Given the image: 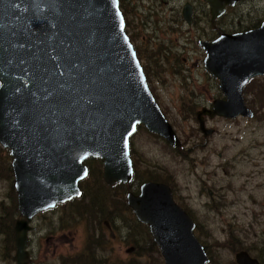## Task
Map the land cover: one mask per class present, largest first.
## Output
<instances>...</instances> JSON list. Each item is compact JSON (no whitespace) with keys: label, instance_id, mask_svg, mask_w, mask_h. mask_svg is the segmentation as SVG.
<instances>
[{"label":"water","instance_id":"95a60500","mask_svg":"<svg viewBox=\"0 0 264 264\" xmlns=\"http://www.w3.org/2000/svg\"><path fill=\"white\" fill-rule=\"evenodd\" d=\"M204 1L212 21L237 2ZM201 45L204 69L223 97L197 112L208 137L214 131L205 128L203 116H254L243 90L264 76V20ZM138 125L181 146L148 87L118 0H0V146L12 159L21 217L14 225L16 264L31 262L28 223L81 196L87 159L102 161L106 185L131 182L130 138ZM126 203L148 228L164 264H209L194 221L169 186L143 183L138 194L127 192ZM235 260L260 264L246 251Z\"/></svg>","mask_w":264,"mask_h":264},{"label":"rangeland","instance_id":"374dc122","mask_svg":"<svg viewBox=\"0 0 264 264\" xmlns=\"http://www.w3.org/2000/svg\"><path fill=\"white\" fill-rule=\"evenodd\" d=\"M229 14L233 23L226 21L223 25L226 32L254 29L251 28L253 24L258 27L264 20V0H245L231 8ZM137 33H145V29H139ZM139 60L148 73L152 94L154 97L156 94L155 99L158 97L159 107L164 110L182 144L177 151L162 138H155L145 129L138 128L131 139L136 181L142 182L148 173L170 179L175 200L186 207L184 209L195 223L197 239L215 262L235 263L236 252L231 250L235 240L230 239V234L235 235L239 244L250 245L249 254L264 259V97L261 87L264 76L252 79L243 90L245 104L254 113L256 108L259 112L252 118L207 119V127L215 133L206 138L203 145L204 138L195 114H187L183 109L190 106L196 113L210 104L220 93L217 81L195 57L186 58L185 66L180 56L175 64L172 62L175 69L170 68L165 58L139 56ZM164 64L163 72L155 69ZM7 162L6 154L0 150V170L7 169ZM6 173L0 172V219L6 212L11 213L9 207H12L10 177L3 176ZM202 188L211 191L213 200L207 198ZM200 191L206 196H201ZM118 198L122 197L119 195ZM67 214L72 215L71 227L63 222ZM114 215L117 218L110 222L111 225H103L104 246L98 248L96 260L102 253L130 264L137 259L132 241L139 240L138 233L132 229L134 224L129 212ZM75 217L73 208L65 204L37 215L30 222L34 228L28 241L32 264H69L71 259L84 252L88 229ZM19 218L15 214L14 223ZM13 227L14 224L12 232ZM6 236L7 228L1 221L0 264H15L14 234L11 240ZM140 245L138 251L143 252L146 246L142 242ZM130 248L132 252L127 253Z\"/></svg>","mask_w":264,"mask_h":264},{"label":"flooded vegetation","instance_id":"af4514ba","mask_svg":"<svg viewBox=\"0 0 264 264\" xmlns=\"http://www.w3.org/2000/svg\"><path fill=\"white\" fill-rule=\"evenodd\" d=\"M244 1L245 0H237L234 6H226L223 14L212 21L210 5L204 0H118L120 11L125 20L127 35L138 57L147 56L153 59H168L170 68L173 69H175L173 63L175 64L176 59L180 56L183 57L182 61L185 66L188 63L186 58L194 57L198 58L200 64H203L205 51L201 44L204 42H212L221 34L229 33L224 30L223 26L226 25V21L233 23V20H231L229 16V10L242 4ZM204 23H206L207 26H205ZM139 29H145V33L139 35V33H137ZM163 67L166 68V64L155 67V69L163 72ZM181 69L182 68H179V70ZM220 93H218V97L214 100L223 98ZM157 101H159L158 97ZM212 102L207 104V106L201 107V109H210ZM200 110L196 111L195 116ZM162 111L164 113V110ZM216 118L224 119L221 117L211 119L208 116H203L205 128L209 129L206 125L207 119L213 120ZM200 133L204 138V145L206 138L210 136L204 137L201 131ZM214 133L212 135H214ZM180 147L178 149H181ZM145 182L148 181H138L135 185L137 191H133V193L137 194L140 186ZM202 189L205 190L208 196L207 198L213 200V195H210L211 191L205 188ZM171 192L174 201L179 205L175 200V189H171ZM205 192L200 191V195H205ZM179 206L183 210L186 209V207H184V209L181 205ZM30 264H32V262Z\"/></svg>","mask_w":264,"mask_h":264},{"label":"trees","instance_id":"16d2710c","mask_svg":"<svg viewBox=\"0 0 264 264\" xmlns=\"http://www.w3.org/2000/svg\"><path fill=\"white\" fill-rule=\"evenodd\" d=\"M255 27H257V25L254 26L253 24L251 26V28H255ZM144 72L148 81V76H147L148 73L145 70ZM252 83L253 82H251V85ZM261 87L263 90V97H264V86ZM262 105H263V99H262ZM183 112H186L187 114H191V115L195 114V111H193V108L190 106L184 108ZM258 112L259 110L258 108H256L255 113ZM152 136L158 138V136L156 135H152ZM0 150L6 154V159L8 161L6 165L7 169L4 168V171L3 169H1L0 172L5 173L6 171L7 175L3 174V176L10 177L9 179L11 183L10 194L12 198V207L11 206L9 207V209H11V213L6 212V215H3L1 217L0 222L4 221V225L7 228L6 238L11 240L13 239L12 224H14V217L15 214L17 215L19 214L17 212L16 197H15L16 193L14 190L9 152L8 150H5L3 148H0ZM130 153L132 157L133 154L132 150H130ZM84 164L88 168V177L79 184L81 190V197L78 199H73L72 201L66 203V205L71 206L74 210V215L76 216L75 218L79 221H82L85 224V227L88 229V233H87L88 239L86 242V246L84 248V252L76 255L73 259H71L69 264H124L121 260L114 258L112 256L108 257L107 255H102V253L100 254L99 260H96L99 254L98 248H102L104 246V235L102 233V229H104L103 225L104 226L105 224L111 225L110 222L114 221L115 218H117V216L114 214L124 211L129 212L131 220L134 224L132 229L133 231L138 233V237H139V240L134 239L132 241V244L134 245L135 248L134 254L136 255L137 259H135L130 264H164L157 246L152 241L148 228L142 224H139L136 221L131 209L126 204L125 195L127 191H132V192L137 191V189L135 188V185L138 183V181H136V177H137L136 172L134 173L135 175L133 176V180L129 185L117 184L113 188H111L107 186L102 180V171H101L102 161L100 159H87ZM134 166H135V161H134ZM150 175L151 173H148L147 178L143 181L159 182L170 185V179H168L167 176L157 177ZM90 182L94 183V185L91 186L89 184ZM119 190L120 192H117ZM114 192H116L115 195L113 194ZM117 195L118 196L120 195L122 198H118ZM71 218L72 215L67 214V216L63 220L65 224L67 223L68 227L72 226ZM230 239L235 240V242L231 245V250L233 252L244 250L249 253L250 245H243L242 243L239 244L234 234H230ZM140 242L144 244V247L146 246L143 252L138 251L140 250V246H141ZM204 248L206 250L205 246ZM253 257L256 258L261 264L264 263V259L262 256H256V257L253 256ZM209 258H210V264H221L215 262L212 257L209 256ZM232 264H236V263H232Z\"/></svg>","mask_w":264,"mask_h":264},{"label":"bare ground","instance_id":"6f19581e","mask_svg":"<svg viewBox=\"0 0 264 264\" xmlns=\"http://www.w3.org/2000/svg\"><path fill=\"white\" fill-rule=\"evenodd\" d=\"M146 130V129H145ZM147 131V130H146ZM148 132V131H147ZM152 134V133H151ZM153 135H155V134H153ZM248 253V252H247ZM249 254V253H248ZM236 255V254H235ZM234 260H235V256H234ZM235 262H236V260H235Z\"/></svg>","mask_w":264,"mask_h":264}]
</instances>
